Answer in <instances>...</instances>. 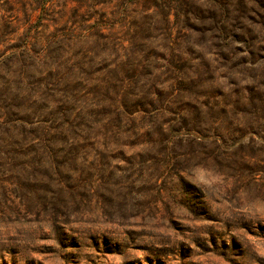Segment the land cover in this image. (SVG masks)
<instances>
[{
	"label": "rangeland",
	"instance_id": "rangeland-1",
	"mask_svg": "<svg viewBox=\"0 0 264 264\" xmlns=\"http://www.w3.org/2000/svg\"><path fill=\"white\" fill-rule=\"evenodd\" d=\"M0 145V264H264V0H0Z\"/></svg>",
	"mask_w": 264,
	"mask_h": 264
},
{
	"label": "trees",
	"instance_id": "trees-1",
	"mask_svg": "<svg viewBox=\"0 0 264 264\" xmlns=\"http://www.w3.org/2000/svg\"><path fill=\"white\" fill-rule=\"evenodd\" d=\"M144 111L146 112H153V111H156V110H159V109H162L164 108L163 106V103L161 102H157L153 99L151 100H148L146 104H144ZM141 109V108H140ZM124 110L126 112H131L133 111L131 108H128L127 106H125ZM23 119V118H22ZM47 121H53L54 122V125L51 126V129L53 130H48L47 126H36L35 127V138H30L29 140H22L21 143H17V146L20 147V150H15V154H22V155H28L29 153H39L38 150L39 149H44V148H48L49 145H48V142L50 143H55V141L57 142L58 138L60 137L63 141H66L67 138H68V132L67 131V128L64 126V125H57L58 124V121H59V118L58 117H54L52 116V118L50 119H40L39 122H47ZM30 123H33L30 121ZM66 123L70 124L69 121H67ZM37 124H40V123H37ZM73 126L71 125V128ZM59 136V137H57ZM34 140H37V141H41V146H38L40 148L35 149L34 147H31V149H28V146H30L34 141ZM5 146L3 145H0V150L1 148H3ZM27 149L26 151H23ZM1 153H7L5 151H2L1 150Z\"/></svg>",
	"mask_w": 264,
	"mask_h": 264
}]
</instances>
